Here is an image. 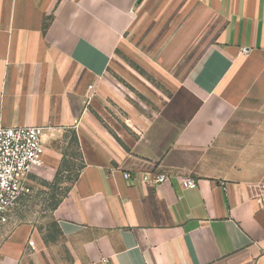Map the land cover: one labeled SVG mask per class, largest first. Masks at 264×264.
Instances as JSON below:
<instances>
[{
    "label": "crops",
    "instance_id": "crops-1",
    "mask_svg": "<svg viewBox=\"0 0 264 264\" xmlns=\"http://www.w3.org/2000/svg\"><path fill=\"white\" fill-rule=\"evenodd\" d=\"M143 14L153 111L101 84ZM0 125L41 127L33 176L81 155L55 236L10 224L0 264H264V0H0Z\"/></svg>",
    "mask_w": 264,
    "mask_h": 264
},
{
    "label": "rangeland",
    "instance_id": "rangeland-1",
    "mask_svg": "<svg viewBox=\"0 0 264 264\" xmlns=\"http://www.w3.org/2000/svg\"><path fill=\"white\" fill-rule=\"evenodd\" d=\"M157 23H149L143 14L137 18L135 26L130 31L124 42L121 43L115 55L111 58L101 84L106 88L118 85L130 99L131 104L137 109L155 110L158 101L154 97L152 88L146 82L143 85L134 83L131 78H143L152 84L156 78L147 68L143 67L141 54L149 38L153 27ZM156 38V37H155ZM156 85V84H155ZM105 107L112 108L119 116L126 113L120 110L110 99L101 100ZM68 135V134H67ZM63 151V161L56 176L52 180H46L32 175L33 186L30 195L21 198L15 206L10 224L31 225L48 238L55 236V223L52 221V210L59 199L65 194L70 184L78 177L81 169V155L75 136L69 134L60 143Z\"/></svg>",
    "mask_w": 264,
    "mask_h": 264
},
{
    "label": "built area",
    "instance_id": "built-area-1",
    "mask_svg": "<svg viewBox=\"0 0 264 264\" xmlns=\"http://www.w3.org/2000/svg\"><path fill=\"white\" fill-rule=\"evenodd\" d=\"M42 134L39 126L0 125V253L15 206L32 192V174L41 166ZM165 179V174H158L153 182L161 183ZM181 185L193 188L196 181L183 179ZM28 243L33 247V241Z\"/></svg>",
    "mask_w": 264,
    "mask_h": 264
},
{
    "label": "trees",
    "instance_id": "trees-1",
    "mask_svg": "<svg viewBox=\"0 0 264 264\" xmlns=\"http://www.w3.org/2000/svg\"><path fill=\"white\" fill-rule=\"evenodd\" d=\"M57 204V203H56Z\"/></svg>",
    "mask_w": 264,
    "mask_h": 264
}]
</instances>
